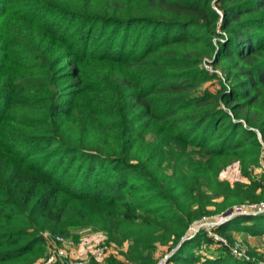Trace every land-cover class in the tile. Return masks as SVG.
Returning a JSON list of instances; mask_svg holds the SVG:
<instances>
[{"label": "trees", "instance_id": "1", "mask_svg": "<svg viewBox=\"0 0 264 264\" xmlns=\"http://www.w3.org/2000/svg\"><path fill=\"white\" fill-rule=\"evenodd\" d=\"M263 143L264 0H0V264L89 226L128 244L107 264H155L157 244L168 264H259L232 233L263 235L264 212L211 228L230 244L181 241L264 203V174L218 180Z\"/></svg>", "mask_w": 264, "mask_h": 264}, {"label": "rangeland", "instance_id": "2", "mask_svg": "<svg viewBox=\"0 0 264 264\" xmlns=\"http://www.w3.org/2000/svg\"><path fill=\"white\" fill-rule=\"evenodd\" d=\"M203 88H208L211 91H214L218 88V84L214 80L204 84ZM262 146H264V143ZM261 174H264V161H261L259 167L250 168L248 176H245L242 173L239 161H232L219 172L218 180L225 181L229 185H233L235 182L249 184L252 179L258 180ZM219 201V199L215 200V202ZM244 208L250 209L249 204L243 207V209ZM209 210H214V207H209ZM250 212H252V210H250ZM217 220L218 216L205 219L202 223L204 226L203 229H205L204 231H206L213 239L216 240L217 238L218 241H222L224 244H230L226 237L217 236L210 231L212 228L210 226L211 223H214ZM196 227L197 225L190 230V234L193 233ZM95 228L96 227L92 226L78 227L73 229L68 236H60L49 231H44L42 233L45 238L44 255L42 258H39L37 262L39 264H45V260L48 258L49 254L53 253V250L61 249L64 251V255L56 258V264H70V262H84L85 264H89L90 260H94L99 264H107V260L113 257L126 263L124 253L127 252L128 244L125 243L122 246H118L109 239L106 232L99 228ZM56 236H60L62 241L55 242L53 237ZM232 241V249L236 257L241 255V259L248 257L251 261H257L259 264H264V234L251 236L241 232H234L232 233ZM211 251H213V249H211ZM168 254H170V252H168V246L157 244L153 251L155 264H158V262ZM196 254H199L201 257L208 256V253L204 250V246L202 250L196 251Z\"/></svg>", "mask_w": 264, "mask_h": 264}, {"label": "built area", "instance_id": "3", "mask_svg": "<svg viewBox=\"0 0 264 264\" xmlns=\"http://www.w3.org/2000/svg\"><path fill=\"white\" fill-rule=\"evenodd\" d=\"M208 69H211L209 66H206ZM264 147V146H263ZM264 152V151H263ZM246 206V205H245ZM245 206H238V207H234L231 210H229L227 213L221 214L218 216V220L214 223H211V227H216L219 225H222L226 222H228L230 219H232L235 216H239V215H250V214H258L261 212H264V203L260 204V205H249L250 209L248 208H244ZM250 210H252V212H250ZM204 221V220H203ZM202 222H197L194 225H192V227L189 229L188 234L183 238V240L186 239H190L192 238L200 229H203L204 226L202 225ZM197 225L196 229H194L193 233L190 234V230ZM53 239H55V242H61L62 238L60 236H56L53 237ZM217 240V238H216ZM173 253V252H172ZM172 253L166 255L164 258H162L158 264H168V259L170 258V256L172 255ZM235 254V253H234ZM64 255V251L61 249H55L53 250V253L48 255V258L45 260V264H56V258L59 256H63ZM240 256V257H239ZM237 256L238 258H241V255ZM247 258V259H246ZM246 260H249L248 257H246ZM70 264H85L84 262H78V263H72L70 262Z\"/></svg>", "mask_w": 264, "mask_h": 264}, {"label": "water", "instance_id": "4", "mask_svg": "<svg viewBox=\"0 0 264 264\" xmlns=\"http://www.w3.org/2000/svg\"><path fill=\"white\" fill-rule=\"evenodd\" d=\"M184 240L181 241V243L183 242Z\"/></svg>", "mask_w": 264, "mask_h": 264}]
</instances>
